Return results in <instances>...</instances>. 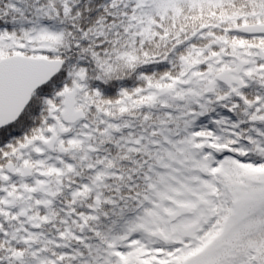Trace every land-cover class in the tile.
Masks as SVG:
<instances>
[{"label":"snow or ice","instance_id":"1","mask_svg":"<svg viewBox=\"0 0 264 264\" xmlns=\"http://www.w3.org/2000/svg\"><path fill=\"white\" fill-rule=\"evenodd\" d=\"M0 264H264V0H0Z\"/></svg>","mask_w":264,"mask_h":264}]
</instances>
